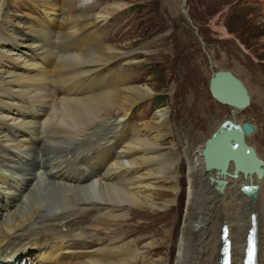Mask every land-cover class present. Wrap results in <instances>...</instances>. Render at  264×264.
I'll return each mask as SVG.
<instances>
[{
  "label": "bare ground",
  "instance_id": "obj_1",
  "mask_svg": "<svg viewBox=\"0 0 264 264\" xmlns=\"http://www.w3.org/2000/svg\"><path fill=\"white\" fill-rule=\"evenodd\" d=\"M22 1L31 15L13 24L8 9ZM92 1L0 0V264H166L152 259L160 252L158 242L169 243L170 264H206L211 251L210 263L216 264L223 223L230 227L233 256L241 259L253 212L257 262L264 264V175H252L259 185L255 204L241 193L240 184L247 183L241 175H229L222 192L210 184L216 169L204 171L201 151L224 120L216 115L197 139L174 131L165 109L135 126L134 110L151 102L152 90L122 68L111 76L109 64L124 55L132 60L131 54L95 33L97 23H106L124 4H106L95 14L77 12L91 9ZM251 1L264 7V0ZM233 71L239 76L243 69L235 63ZM256 97L264 108V87ZM238 111L228 120L242 123ZM253 148L264 162V148ZM181 158L185 187L184 174L175 170ZM160 183L167 184L160 191L175 195L161 207L155 198ZM184 193L178 223L152 234L161 223L154 218L178 205ZM131 209L164 212L131 225L139 216H129Z\"/></svg>",
  "mask_w": 264,
  "mask_h": 264
},
{
  "label": "rangeland",
  "instance_id": "obj_2",
  "mask_svg": "<svg viewBox=\"0 0 264 264\" xmlns=\"http://www.w3.org/2000/svg\"><path fill=\"white\" fill-rule=\"evenodd\" d=\"M116 3L124 4L122 10L113 14L106 23L98 22L99 27L96 29L102 33L105 43L131 54L132 60H127L126 55L121 56L122 59L113 61L118 64L117 67L111 63L109 70L122 68L131 78L138 79V82L135 79L138 85H147L152 90L151 102L145 105L142 102L134 110L138 117L134 119L136 124L139 119L148 121L155 111L165 109L169 112L170 123L176 127L174 131L182 129L189 138L196 136L197 139L206 134L205 127L210 116L216 115L217 120L224 119L223 121L231 119V107L214 102L209 91V80L214 71L223 68L238 77L249 91L250 105L239 110L236 116L241 122L253 124L254 133L247 137L252 146L264 148V108L256 99L257 89L259 86L264 87L263 6H258V3L251 0H93L91 9L78 8L77 12L95 14L106 4ZM29 7L25 1L18 7L10 6V21L14 24L23 14L31 15L27 11L31 8ZM62 7L63 4L59 2L58 14ZM30 17L26 16V19ZM66 19L70 22L68 14ZM88 22L84 19L82 24L86 25ZM19 25L16 24V28ZM222 29L226 34L222 33ZM235 63L243 69L239 76L233 71ZM122 75L125 78L123 73ZM206 110L207 116L204 114L206 118H203L202 112ZM111 112L109 115L115 117L114 112ZM169 137L170 140L175 139L171 134ZM179 160L175 164V170L180 168L184 174L181 186L185 187V159ZM164 187L167 184L164 186L160 183L157 190ZM155 198L159 206L168 205L166 202L170 201V204L175 195L165 190L160 191ZM180 200L178 205L167 208L166 212L158 209H131L129 216H139L129 223L137 225L141 217H152V214L164 212L161 218H154L155 222L161 223L157 227L153 226L151 233L155 232L154 229L160 230L163 225L166 230L171 229L184 214L185 193ZM123 219L120 218L119 222ZM212 231L214 235V230ZM154 235L162 237L161 234ZM146 238L148 242L153 239L149 235ZM155 246L160 248V252L152 257L153 261L161 260L170 264L169 243L158 242ZM213 253L210 252L206 264H211L210 257Z\"/></svg>",
  "mask_w": 264,
  "mask_h": 264
},
{
  "label": "water",
  "instance_id": "obj_3",
  "mask_svg": "<svg viewBox=\"0 0 264 264\" xmlns=\"http://www.w3.org/2000/svg\"><path fill=\"white\" fill-rule=\"evenodd\" d=\"M209 91L213 99L222 104L230 106L233 112L238 109H244L248 106V104H250V97L244 84L238 77L233 75L230 70L214 72L211 79L209 80ZM225 126L226 128L223 130L225 134L220 136V138L230 135L229 133L234 135L238 134L239 137L243 138L244 135H251L254 132L253 124L248 122L236 124L235 122L231 121V123H226ZM235 131L237 133H235ZM217 141H219V139L215 140V142ZM212 145L218 146V144H215L214 142ZM258 163L260 165L263 164L261 161ZM234 170H236L235 167ZM236 172L237 171H235V173ZM252 173L257 174V171H253ZM229 175L233 176L226 171V168L223 171H217L215 177L217 178V185L220 187L217 188L218 190L222 191L223 185L225 183V181L219 179H224Z\"/></svg>",
  "mask_w": 264,
  "mask_h": 264
},
{
  "label": "snow or ice",
  "instance_id": "obj_4",
  "mask_svg": "<svg viewBox=\"0 0 264 264\" xmlns=\"http://www.w3.org/2000/svg\"><path fill=\"white\" fill-rule=\"evenodd\" d=\"M249 264H251V250L249 252Z\"/></svg>",
  "mask_w": 264,
  "mask_h": 264
}]
</instances>
